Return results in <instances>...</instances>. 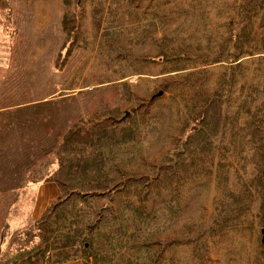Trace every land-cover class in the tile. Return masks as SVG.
<instances>
[{
	"label": "rangeland",
	"instance_id": "rangeland-1",
	"mask_svg": "<svg viewBox=\"0 0 264 264\" xmlns=\"http://www.w3.org/2000/svg\"><path fill=\"white\" fill-rule=\"evenodd\" d=\"M264 264V0H0V264Z\"/></svg>",
	"mask_w": 264,
	"mask_h": 264
},
{
	"label": "crops",
	"instance_id": "crops-1",
	"mask_svg": "<svg viewBox=\"0 0 264 264\" xmlns=\"http://www.w3.org/2000/svg\"><path fill=\"white\" fill-rule=\"evenodd\" d=\"M67 264H81L80 262H71V263H67Z\"/></svg>",
	"mask_w": 264,
	"mask_h": 264
}]
</instances>
